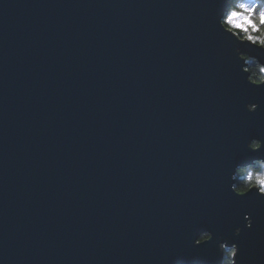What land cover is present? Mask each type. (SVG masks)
<instances>
[{
    "label": "water",
    "instance_id": "water-1",
    "mask_svg": "<svg viewBox=\"0 0 264 264\" xmlns=\"http://www.w3.org/2000/svg\"><path fill=\"white\" fill-rule=\"evenodd\" d=\"M227 4L0 0V264H221L224 240L264 264V196L230 178L264 159L235 47L264 50L223 33Z\"/></svg>",
    "mask_w": 264,
    "mask_h": 264
},
{
    "label": "clouds",
    "instance_id": "clouds-1",
    "mask_svg": "<svg viewBox=\"0 0 264 264\" xmlns=\"http://www.w3.org/2000/svg\"><path fill=\"white\" fill-rule=\"evenodd\" d=\"M218 22L223 33L230 34L233 44L254 46L256 49L264 50V0H228L227 7L219 14ZM242 52L244 56L241 55ZM235 53L239 60L245 62L242 71L248 73L247 81L251 85L264 86V64L260 63L261 60L240 46L235 47ZM257 67L259 70L255 71ZM259 108L258 102H250L246 105L250 113H256ZM247 147L253 152L264 150V139L252 138ZM230 178L233 182L231 191L237 196H248L253 190L258 195L264 196V159H256L251 164L237 166ZM244 219L247 221L246 227L252 229L254 218L250 211L245 213ZM243 230V227H237L234 235L239 237ZM214 237L213 231H203L194 240L193 246L205 245L213 241ZM219 248L222 252L221 264H240L238 243L229 244L224 240L219 244Z\"/></svg>",
    "mask_w": 264,
    "mask_h": 264
},
{
    "label": "trees",
    "instance_id": "trees-1",
    "mask_svg": "<svg viewBox=\"0 0 264 264\" xmlns=\"http://www.w3.org/2000/svg\"><path fill=\"white\" fill-rule=\"evenodd\" d=\"M249 59H251V58H249ZM255 63V62H254ZM255 71H258L259 69H258V67L256 68V69H254ZM250 73H251V70H250Z\"/></svg>",
    "mask_w": 264,
    "mask_h": 264
},
{
    "label": "snow or ice",
    "instance_id": "snow-or-ice-1",
    "mask_svg": "<svg viewBox=\"0 0 264 264\" xmlns=\"http://www.w3.org/2000/svg\"><path fill=\"white\" fill-rule=\"evenodd\" d=\"M249 195V194H248ZM242 234V233H241Z\"/></svg>",
    "mask_w": 264,
    "mask_h": 264
}]
</instances>
